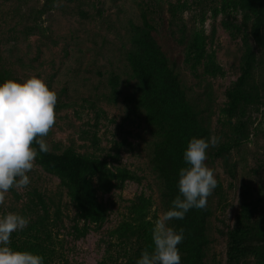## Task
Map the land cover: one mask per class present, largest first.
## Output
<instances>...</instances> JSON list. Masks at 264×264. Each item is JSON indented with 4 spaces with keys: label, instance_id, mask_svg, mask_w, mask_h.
Wrapping results in <instances>:
<instances>
[{
    "label": "rangeland",
    "instance_id": "1",
    "mask_svg": "<svg viewBox=\"0 0 264 264\" xmlns=\"http://www.w3.org/2000/svg\"><path fill=\"white\" fill-rule=\"evenodd\" d=\"M144 17L196 117L182 124L185 106L180 107L169 140L166 117L148 107L127 57L134 39L147 32ZM256 19L242 0H0V72L18 81L37 75L58 96L55 124L45 137L49 152L99 158L113 172L131 176L124 183L113 181L110 192L92 179L107 217L90 224L81 220L71 190L36 159L30 184L9 191L0 216L18 213L30 220L28 227L49 218L57 264H126L130 253L151 251L152 227L167 211L168 184L178 195L172 164L178 172L187 167L183 152L194 131L204 128L205 140L219 139L206 160L218 186L206 208L191 209L185 217L182 264H228L226 233L239 211L242 184L251 190L258 226L250 241L254 254L241 264H255L264 253V48L252 35ZM196 32L206 37L207 55L195 70L185 60V43ZM243 33L256 58L246 87L253 101L245 108L240 146L218 158L213 153L230 140L235 122L225 110L227 92L241 74ZM174 139L176 149L161 156ZM23 231L12 234L11 248Z\"/></svg>",
    "mask_w": 264,
    "mask_h": 264
},
{
    "label": "trees",
    "instance_id": "2",
    "mask_svg": "<svg viewBox=\"0 0 264 264\" xmlns=\"http://www.w3.org/2000/svg\"><path fill=\"white\" fill-rule=\"evenodd\" d=\"M242 1L247 7L253 8L256 12L257 19L252 35L257 43L264 48V0ZM230 6H233L234 9L239 7L236 3H231ZM143 22L147 32L142 30L141 34L134 39L132 43L134 49L127 57L135 77L138 78L141 84L143 97L148 107L154 109L155 112L157 109L166 117L164 131L168 135L169 140L174 134V118L178 116L180 107L185 106L184 117L178 116L182 124L186 123L188 116L192 121H195L196 117L187 105L184 93L177 84L173 73L166 68L164 56L160 52L161 49L151 36V31L154 30L152 24L145 17ZM226 28H233V26L226 25ZM243 34L246 52L244 60H242L241 74L233 87L227 92L228 104L225 110L226 115L231 119H235V122L231 128L230 140L220 145L213 153V156L218 158H225V155L240 146L245 128V108L252 104L253 101L246 87L251 79L256 58L248 45L247 34ZM185 45V60L196 70L202 65L207 55L206 37L204 34L196 32L186 41ZM7 79H9V75L0 72V82ZM157 104L160 107H157ZM206 135L207 131L204 128L194 131V137L196 138H205ZM175 140L170 142L168 148L160 152V154L162 153L163 156L169 155L170 150H175L176 146L173 145L176 143ZM36 159L48 171L58 175L63 185L71 190L81 220L90 224H102L107 217L105 208L97 201L92 179L97 177L98 180L102 181V189L105 192H110L116 188V184L113 181L120 179V183H124L131 178L128 172H113L107 161L99 158L83 157L68 153L56 155L48 151L47 153H39ZM167 165H171V162H168ZM172 166H174V169L170 171L178 178V166L176 163H173ZM228 173H232V170L229 169ZM163 177L169 180V176L165 171H163ZM168 187L171 192L167 190L164 194L166 199V204L164 205L167 210L170 208L172 200L175 199L174 185L168 184ZM37 197L40 205L46 210V202L43 197L40 195ZM251 198L252 194L249 186L242 184L239 211L235 216L233 226L226 233L228 264H241L254 254L250 241L258 224L254 220V208ZM203 220H205L204 216ZM48 221L49 218L43 217L32 222L22 232L23 235L16 239L12 248L14 250L38 253L44 257L45 264H57V260L59 259L60 261V258L56 248L53 247V232L49 229L50 224H47L49 223ZM186 222L187 219L185 218L183 220H172L170 226L176 231L185 230ZM178 247L180 251L185 252L182 243ZM140 256V251L130 253V256H127L128 262L126 264H136ZM257 256L255 264H264V253L257 254Z\"/></svg>",
    "mask_w": 264,
    "mask_h": 264
},
{
    "label": "clouds",
    "instance_id": "3",
    "mask_svg": "<svg viewBox=\"0 0 264 264\" xmlns=\"http://www.w3.org/2000/svg\"><path fill=\"white\" fill-rule=\"evenodd\" d=\"M57 100L56 91L37 75L0 82V205L5 204L10 190L30 184L28 173L34 169L37 156L49 151L45 137L55 124ZM218 143L215 136L189 140L183 152L187 167L178 173V195L155 220L152 249L144 250L136 264H182L178 245L185 238L184 231H176L169 222L183 220L191 209L206 208L218 186L214 170L206 164L207 150ZM29 223L27 217L15 212L0 216V264H45L42 255L10 246L12 234L23 231Z\"/></svg>",
    "mask_w": 264,
    "mask_h": 264
}]
</instances>
